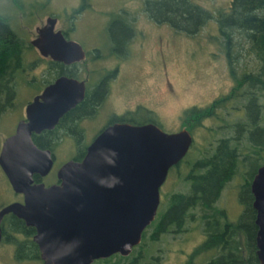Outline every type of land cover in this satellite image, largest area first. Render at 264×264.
<instances>
[{
  "label": "water",
  "instance_id": "95a60500",
  "mask_svg": "<svg viewBox=\"0 0 264 264\" xmlns=\"http://www.w3.org/2000/svg\"><path fill=\"white\" fill-rule=\"evenodd\" d=\"M53 24L47 20L45 26ZM57 35L75 53L65 61L83 58L77 42ZM84 89L82 81L68 77L48 85L26 105L25 119L0 149V168L11 189L23 195L22 202L0 208V241L2 219L13 214L34 228L32 240L42 264H91L116 253L129 255L156 216L169 168L192 144L185 127L169 133L153 124H114L93 140L80 161L60 166L57 183H33V174L46 175L53 159L49 149L33 142L32 134L51 129L81 100ZM251 191L258 224L255 255L264 264V165L257 168Z\"/></svg>",
  "mask_w": 264,
  "mask_h": 264
},
{
  "label": "flooded vegetation",
  "instance_id": "af4514ba",
  "mask_svg": "<svg viewBox=\"0 0 264 264\" xmlns=\"http://www.w3.org/2000/svg\"><path fill=\"white\" fill-rule=\"evenodd\" d=\"M144 2L143 11L146 13ZM89 6L93 7L90 1L78 0L75 7L65 10V13L47 15L44 18V23L36 24L33 28L34 31L28 32V34L32 32L28 43L26 42L31 57L27 59L28 64H24L23 61L16 75L20 74L26 81V86L31 88L29 90H32V98L29 102L60 77L77 79L82 81L85 87L81 100L65 111L51 129H44L39 133L32 134V139L45 146V148H40L51 151L53 159V166L46 175L33 174V183H43L45 186L57 183V170L60 166L69 160L80 161L93 140L103 130L114 124H130L133 126L153 124L164 130L162 125L166 121V117L159 109L158 103L153 102V107L151 102L149 104V100L146 101L148 98L144 97L145 93L150 92L149 84L141 73L136 79H132L128 75L134 62L141 59L149 63L151 69L158 70L157 72L154 71L152 77L161 72L165 74L163 48L160 43L157 47H152V41H148L150 38L153 40L155 31L146 32L144 31L145 28L136 29V26L130 25L128 22L131 20L129 17H121L122 14L129 13L125 9H120L115 11L102 27H95V31L88 32V36L86 32L90 31L87 29L91 27H83L80 22L84 11ZM47 20H54L52 27L45 26ZM103 31L106 33L105 38H107L103 42L104 44L97 40L98 37L101 38L98 35L104 33ZM44 32L48 34L46 38L42 36ZM57 33L65 41L77 42L83 50V58L65 61L74 57L75 53L65 46V42L61 40ZM55 56L61 57V59H55ZM143 74L146 76L145 73ZM228 77L232 86L225 94L227 96L226 100L221 101L222 105L213 106V100L205 106L190 108L201 109V111H198L200 113L186 115L187 109L175 117L178 123L176 131L183 127L188 129L192 135V144L185 156L169 168L161 187L171 178L172 181H170L173 184L176 183V179H181L184 183L186 173L183 174L179 168L183 163H185L186 169L194 164L188 161V154L196 139L192 128L197 126V123L201 120L219 119L220 125L218 124V127L224 126L226 128V122H222L219 114L221 112L225 113L226 108H230L232 111L231 118L233 119L229 124H235L236 127L229 132L232 135L239 134L240 136L246 133L245 122L242 121L246 113L243 99L246 88L244 84L242 86L234 85L229 75ZM237 89H240L237 93H241L239 101L232 99ZM185 116H189L188 119ZM22 119H25V111ZM237 120L242 122L237 123ZM259 125L264 128L262 114ZM217 139L208 142L205 154H201L200 157L206 156L210 162L216 156L208 154V152L217 143ZM233 139L235 138L232 137V141ZM237 141L241 148L243 146L242 141L245 142V140L238 139ZM258 141L259 144L255 145L258 153L255 162L250 165L245 164V167H251L252 169L237 170L231 172V175L227 177L224 171L215 172L219 174L216 187L213 185L212 174L209 169H196L191 172V181L187 189L163 193L160 190V203L154 219L160 217V221L165 225L172 222L167 220L169 212L174 208L173 205H170V195L175 192H186V194L188 192L190 203L189 205L186 204L185 209L186 214H188V222L191 223L194 232L198 234L197 241L201 245L208 240L238 242L241 253L255 257V264H258L255 255V242L258 231L257 210L253 206L254 195L251 191V182L256 170L259 166L264 165V142L260 144V141H262L261 135H259ZM56 146H65V151H70V153L55 169L54 151ZM237 157L242 159L243 154H239ZM226 187L230 189L228 196H226ZM19 195L22 196V200L19 202H22L23 195ZM3 219L1 222L2 237L4 235ZM148 226L145 229L150 231L151 229ZM217 247L213 248V251H218ZM208 251H212V249H206L202 252Z\"/></svg>",
  "mask_w": 264,
  "mask_h": 264
},
{
  "label": "rangeland",
  "instance_id": "374dc122",
  "mask_svg": "<svg viewBox=\"0 0 264 264\" xmlns=\"http://www.w3.org/2000/svg\"><path fill=\"white\" fill-rule=\"evenodd\" d=\"M77 1L0 0V15L8 16L12 29L28 43L36 24L44 23V18L49 14L65 13V10L75 7ZM87 1H90L93 7L86 8L80 25L91 27L87 29L90 30L86 32L88 36V32L95 31V27H102L105 21L120 9H125L129 13L122 14L121 17H129L131 20L128 22L130 25L136 26V29L145 28L144 31L146 32L155 31L153 40L150 38L148 41H152V47H157L160 43L163 48L165 74L160 70L161 73H157L156 76L152 77L154 71L157 72L158 70L151 69L150 64L141 59L134 62L128 75L132 79H136L141 73L149 84L150 92L145 93L144 97L148 98L146 101L149 100L151 106L154 105L153 102H157L159 109L164 113L166 117V121L162 125L164 131L175 132L178 128L176 116L193 106H205L211 103V101L225 95L231 88L232 83L226 71L225 52L223 45L220 43L222 40H215L216 38L220 40L217 23V15L219 14L217 11H223V9L226 11L229 0H193L194 3L212 13V17L200 26L195 34H189L186 31L175 29L169 24L157 23L151 20L143 11L144 0ZM192 22L189 21L188 23ZM29 31L32 32L28 34ZM98 36H101V38L98 37L97 40L104 44L103 42L107 40L105 38L106 33L104 32ZM238 45L240 46V49H238L239 54L234 56H238L239 59L238 70L243 71L246 67L251 68L254 62H252V57L245 52L248 44L242 41ZM30 57V52L26 50L24 64H28L27 59H30ZM16 79V97L13 105L0 116V149L3 141L12 134L18 121L24 117L25 106L32 98V90H29L31 88L26 86L24 78L18 74ZM259 101L262 105L261 114L264 122V98H260ZM240 115L242 114L240 113ZM188 117L185 116L187 119ZM221 118L226 122V112L221 115ZM218 124L220 125L219 119H205L192 128L196 139L188 154V161L200 158L201 153L207 149L208 142L222 136ZM69 153L70 151H65V146L55 147V169L69 156ZM179 169L185 174L187 170L185 163ZM171 179L161 187L162 193L187 189V185L181 179H176L175 184L171 182ZM229 192V187H226V196L229 195ZM15 200L21 201L22 196L13 192L0 168V208ZM4 227H6V232L0 242V264H42L41 260L36 258L16 259L15 245L7 238L8 235H12L11 230L7 224ZM185 229L189 230L183 233L169 231L160 235L155 242H148L153 245L149 246L152 247L153 255L157 256V252L161 255L157 264H186L190 261L191 264H204L217 254V251L215 252L213 249L208 252L200 251L196 253L201 245L197 241L198 234L194 232L191 223L185 224ZM17 236V239L23 238L20 234H17Z\"/></svg>",
  "mask_w": 264,
  "mask_h": 264
},
{
  "label": "trees",
  "instance_id": "16d2710c",
  "mask_svg": "<svg viewBox=\"0 0 264 264\" xmlns=\"http://www.w3.org/2000/svg\"><path fill=\"white\" fill-rule=\"evenodd\" d=\"M144 10L151 20L169 24L171 27L186 31L189 34H195L198 28L212 17L209 10L194 3L193 0H145ZM217 12L219 14L217 15V23L220 40L218 38L215 40H222L220 43L225 52L227 73L234 85L242 86L244 84L246 88L243 96L246 113L242 120L245 122L246 133L240 136L239 134L232 135L229 132L234 130L236 125L229 124L232 122V111L230 108H226V128L224 126L218 127L222 136L217 139V143L208 152V154L216 156L210 162L206 156L189 161L194 164L186 170L184 183L187 188L191 181V172L196 169H209L212 174L213 185L216 187L219 171L226 172L227 177L231 175V172L251 168L245 167V164L250 165L256 160L258 153L255 145L259 144V135L262 138L260 144L264 142V128L259 125L262 106L259 99L264 98V0H229L227 10L223 9V11L218 10ZM4 16L0 15V116L13 105L17 88L16 72L23 64V56L26 50H29L26 41L10 26V18ZM189 21L193 22L188 23ZM242 41L248 44L247 48L245 47V52L252 57V62H254L251 68L246 67L243 71L238 70L239 59L238 56H234L239 54L240 46L238 44ZM238 91L240 89H237L232 97L237 101L241 96V93H237ZM226 97L223 95L214 100L213 106L222 105L221 101L226 100ZM198 111L201 109H188L185 114L190 115ZM222 114L223 112L219 115ZM221 120L225 122L223 118ZM242 121L237 120V123ZM232 137L235 138L233 141ZM238 139L245 140V142L242 141L243 146L241 148ZM33 140L39 147L45 148L44 145L35 139ZM201 154H205V151ZM239 154H243L242 159L237 157ZM188 195V192L187 194L186 192H175L170 195V205H173L174 208L169 212L167 220L172 222L165 225L160 221V217H156L148 226L151 230L145 229L143 231L141 242L133 247L129 255L122 256L116 253L96 259L91 264H157L161 255L158 252L157 256L153 255L152 247L149 246H153L152 243L158 240L160 234L169 231L183 233L189 230L185 229V224L189 223L185 209V206L190 203ZM3 223L4 226L7 224L11 230L12 235H8L7 238L15 245L16 259H40L37 245L32 240V235L35 232L33 227L26 226L23 220L13 214L5 215ZM5 232L6 227H4ZM17 234L23 238L17 239ZM148 242L152 243L149 244ZM215 247H217L218 253L204 264H255L256 262L255 257L241 253L238 242L231 240H226V242L222 240L205 241L196 253ZM186 264H191V261Z\"/></svg>",
  "mask_w": 264,
  "mask_h": 264
}]
</instances>
